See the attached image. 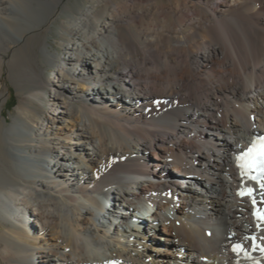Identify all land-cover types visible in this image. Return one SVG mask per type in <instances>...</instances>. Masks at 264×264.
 <instances>
[{
  "label": "bare ground",
  "instance_id": "bare-ground-1",
  "mask_svg": "<svg viewBox=\"0 0 264 264\" xmlns=\"http://www.w3.org/2000/svg\"><path fill=\"white\" fill-rule=\"evenodd\" d=\"M165 1L141 53L118 30L129 5L92 1L62 55L41 48L45 79L21 54L61 0H0V109L5 67L31 86L0 118V264H264V190L238 196L236 167L264 132V0ZM168 169L185 186L155 181Z\"/></svg>",
  "mask_w": 264,
  "mask_h": 264
},
{
  "label": "rangeland",
  "instance_id": "rangeland-1",
  "mask_svg": "<svg viewBox=\"0 0 264 264\" xmlns=\"http://www.w3.org/2000/svg\"><path fill=\"white\" fill-rule=\"evenodd\" d=\"M92 1L94 0H61V2L56 7L54 15L50 19V21H48L35 34H32L30 37L27 38L25 50H23L24 53H22L21 55L23 56V58H26L27 56L25 55V53H28L33 60H36L37 64L39 65V67H41V70L43 71V76L45 79H51V77H53V74L50 71L51 69L50 66H48L43 61V57L40 52L41 48L44 46V44H47L48 50L51 55H53L54 57H58L62 55V51L64 47L66 45H69V41H68L69 35L66 32L68 21L77 19L79 13L82 12V9L85 6H89ZM118 1L124 2L129 5L126 9L122 11L123 14L122 17L128 24L120 23V27H118L117 24L114 26L118 27L119 33H121V35L123 34L122 36L124 38L126 39L130 38V40L133 43L138 44L137 46L141 48V51L139 47L136 48L137 51L141 53L144 50L142 46L143 37L140 35L139 30H146L149 27L150 25L149 19L151 17V13L155 11V8H153L154 5H156V7L165 6L167 2L165 0H118ZM181 1L179 0V3ZM185 1L190 2L191 0H185ZM181 3L179 4L180 5L179 9H181L182 7ZM103 7L104 6L102 4L97 5L98 10L103 9ZM197 8H203V6L199 4L197 5ZM138 10L141 11L143 10V16H142L143 18L141 17L134 21L130 20L129 16L133 15ZM157 13H159V11ZM98 18H97L98 20H101V13L99 12H98ZM170 22L172 25H174L176 19H171ZM189 26L190 25L184 26V30L185 31L189 30L191 28V26L190 27ZM137 51L136 53L139 54ZM77 70L78 67H72V73H77ZM16 79L17 77L12 76L5 67L3 70V76L1 77L2 80L1 92L3 93L5 98L6 97L8 98V100L6 103H4L1 106L0 111L2 112V115H0V118L5 117L6 120H9L11 118V115L15 111V107L17 105V97H18L17 91H27V90L29 91L31 87L30 85H27V83H22L23 81H21L20 79L17 80ZM46 91H49V89H46ZM44 102L43 104L46 105V102L45 103ZM71 150L72 152L75 151L74 147H72ZM153 177L156 182L165 181L167 183H176L178 184V187L182 185L185 186L182 180L172 172V169H168L164 173L159 175H154ZM149 224L151 223L148 222L147 225ZM164 235L165 232L161 231L160 236H164ZM145 240H146L144 242L145 249L147 246V248L149 249L151 248L153 250V251L152 250L147 251L146 260L156 259L155 254H157L156 252L161 251V247H160L161 245L159 244L158 240L157 239L155 240L153 237H149V236L145 237ZM127 243L129 244V239H126V244ZM177 247L178 246L176 247L173 246L170 247V249L176 251ZM145 249L143 252L144 254H145Z\"/></svg>",
  "mask_w": 264,
  "mask_h": 264
},
{
  "label": "snow or ice",
  "instance_id": "snow-or-ice-1",
  "mask_svg": "<svg viewBox=\"0 0 264 264\" xmlns=\"http://www.w3.org/2000/svg\"><path fill=\"white\" fill-rule=\"evenodd\" d=\"M236 167L239 170L242 180V185L237 195L241 198L247 197L252 199L255 208L256 201L254 198V190L250 187H246L243 181H254L264 190V136L253 137L247 149L240 150L239 154L236 156ZM253 215L256 216L257 220L264 222V209L254 211ZM246 239L254 238L246 237ZM253 247H256L255 243H253ZM243 250L242 244H233L234 252L239 254ZM261 251H264V248H261Z\"/></svg>",
  "mask_w": 264,
  "mask_h": 264
}]
</instances>
